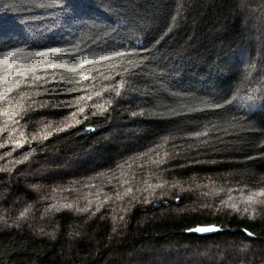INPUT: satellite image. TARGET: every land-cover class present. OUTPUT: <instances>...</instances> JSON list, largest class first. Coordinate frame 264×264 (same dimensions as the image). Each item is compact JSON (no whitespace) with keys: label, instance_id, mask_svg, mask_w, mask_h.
I'll list each match as a JSON object with an SVG mask.
<instances>
[{"label":"trees","instance_id":"obj_1","mask_svg":"<svg viewBox=\"0 0 264 264\" xmlns=\"http://www.w3.org/2000/svg\"><path fill=\"white\" fill-rule=\"evenodd\" d=\"M15 48L49 55L0 101V264H264V0H0Z\"/></svg>","mask_w":264,"mask_h":264},{"label":"snow or ice","instance_id":"obj_2","mask_svg":"<svg viewBox=\"0 0 264 264\" xmlns=\"http://www.w3.org/2000/svg\"><path fill=\"white\" fill-rule=\"evenodd\" d=\"M51 54L54 55H61V54H65V55H75V53H72L69 49L66 48H53L50 50ZM125 53H116V55H124ZM49 53H45V52H32V51H26L23 48H15L11 51H3L2 53H0V66H2L7 72H8V76L7 77H0V79L3 80V82L5 84H9V87L6 89V91L4 93H0V101H7L8 100V96L7 93H10L11 91H13L12 88V84H15V87H20V84L18 82H16L15 78L17 76L26 79L27 78V73L28 72H32L33 69L28 68V67H21L23 65H26V62L35 58L36 56H48ZM108 56H103L98 58L100 61L108 59ZM79 63V68L83 69L85 68V66L87 64H92L95 63V61L91 60V59H85L83 61L78 62ZM50 68L52 69H56L58 66L56 64H51L49 65ZM60 67H63V65H60ZM73 71H76L75 68L72 69ZM82 79H89V76L87 75H83L81 77ZM38 79V78H36ZM117 95H119V93L117 92ZM91 97H88V99H90ZM220 105H217V107H219ZM82 111V109H81ZM133 116L136 115H142L143 112H136L133 111L131 113ZM0 115H4V116H9L10 113L7 110H4L2 112H0ZM63 130V129H61ZM209 131L207 129V127L205 128V130L202 131H197L195 133L192 134L193 138L199 139L201 137H205L208 136ZM44 138H47L46 136ZM168 140V137L164 138V142L166 143ZM15 146L16 147H22L23 144L20 141H16L15 142ZM0 147H4L3 144H0ZM163 147L162 144H158L156 145V148H160ZM156 152L155 148H150L147 152L145 153H140L137 156H133V157H129L128 160L124 161L122 164L117 165V168L120 170H123L125 167H127L128 169H131L133 166V163L137 160H141L143 159V157L145 156H149L151 153ZM156 156L159 157L160 154L156 153ZM25 159H27V157H25ZM164 160L163 158H159V159H152L151 163L159 165L161 163H163ZM138 166H143V165H138ZM100 175H105L103 173H101ZM121 175H123V172H121ZM112 178L114 179H120V177H117L115 175V172H113ZM86 187H96V185H85ZM121 186L123 187V184H121ZM149 188H163L164 185L163 184H158V185H149ZM132 193V188L128 187L125 191V195ZM117 198H122L121 194L119 192H117ZM264 196V191H261L259 193H254L253 195H250L247 198V203L248 204H254V203H264V201H257L256 199H254V196ZM107 201H101L100 204L97 206L96 210L99 211L100 206H102L103 203H106ZM93 203V201H89V205H91ZM68 208L71 209L73 207L72 204H61V205H52L51 208L48 209V211H53L56 210L57 208ZM90 209L88 207L85 208H78L77 211H81V212H86L89 211ZM245 211H248V209H245ZM94 214V213H93ZM25 216V213H21L20 214V218H23ZM220 229L216 228V227H197L194 229L195 232L198 233H205V232H215V231H219ZM247 235L251 236L253 235L252 233L248 232Z\"/></svg>","mask_w":264,"mask_h":264}]
</instances>
